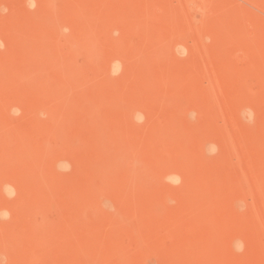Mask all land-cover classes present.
I'll list each match as a JSON object with an SVG mask.
<instances>
[{"label":"rangeland","instance_id":"1","mask_svg":"<svg viewBox=\"0 0 264 264\" xmlns=\"http://www.w3.org/2000/svg\"><path fill=\"white\" fill-rule=\"evenodd\" d=\"M0 9V260L264 264V0Z\"/></svg>","mask_w":264,"mask_h":264},{"label":"clouds","instance_id":"2","mask_svg":"<svg viewBox=\"0 0 264 264\" xmlns=\"http://www.w3.org/2000/svg\"><path fill=\"white\" fill-rule=\"evenodd\" d=\"M25 3L29 9V11H35L36 7H37V3L38 0H25ZM4 12H6V9H0V14H3ZM66 31V29H65ZM210 39V38H208ZM5 49V44L2 40H0V52H3ZM114 63H119V61H114ZM115 75V74H114ZM20 108L18 107H13L10 109V114L13 116H18L20 115ZM244 113L247 116V123L249 125H253L256 122V112L254 111L253 108L251 107H246L244 109ZM145 117L143 115L142 112H136L135 114V123L137 125H141L144 123ZM218 151V149L213 146L212 151L209 152L210 156H214L216 155V152ZM58 168L61 172H68L71 170V165L68 164L67 162H61L58 165ZM165 182L166 183H172L174 187L179 186L182 183V177L176 173V172H171L168 174V176L165 177ZM5 191L7 193V195L9 196V198H13L16 195L15 189H13L10 185H6L5 186ZM11 219V213L8 212L7 210H0V223L4 222V221H8ZM234 251L236 253H244L245 252V241L242 239H237L234 244ZM0 264H5L4 261L0 260Z\"/></svg>","mask_w":264,"mask_h":264},{"label":"bare ground","instance_id":"3","mask_svg":"<svg viewBox=\"0 0 264 264\" xmlns=\"http://www.w3.org/2000/svg\"><path fill=\"white\" fill-rule=\"evenodd\" d=\"M193 5V4H192ZM113 68V67H112Z\"/></svg>","mask_w":264,"mask_h":264}]
</instances>
